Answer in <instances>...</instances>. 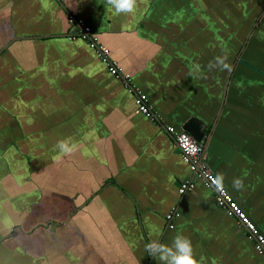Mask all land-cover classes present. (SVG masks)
<instances>
[{"label":"crops","instance_id":"1","mask_svg":"<svg viewBox=\"0 0 264 264\" xmlns=\"http://www.w3.org/2000/svg\"><path fill=\"white\" fill-rule=\"evenodd\" d=\"M70 18L133 88L71 38ZM224 55L231 71L209 70ZM191 117L208 126L205 163L264 233V0H137L128 14L107 0H0V264H160L145 245L178 234L197 264H264L212 190L179 194L192 172L174 135Z\"/></svg>","mask_w":264,"mask_h":264},{"label":"built area","instance_id":"2","mask_svg":"<svg viewBox=\"0 0 264 264\" xmlns=\"http://www.w3.org/2000/svg\"><path fill=\"white\" fill-rule=\"evenodd\" d=\"M70 22L72 25L79 28V33L71 35V38L79 37L87 41L90 48L96 52L98 59L107 68L110 75L124 82L126 87H128L127 82L129 81V76L125 74L124 69L118 62L112 59L110 50L100 45L96 39H94L92 29L86 27L83 22L75 20L74 18H70ZM136 104L140 113L153 122L158 121L156 115L149 107L148 97L141 91L136 92ZM167 131L169 133L172 132L170 129H167ZM174 143L175 148L181 153L183 161L190 165L192 172V178L181 185L179 194L184 197L186 194L193 191L196 184L199 182L212 190L215 205L224 210L230 217L237 220L239 226L245 231L248 240L254 244L256 253L264 258V233L255 222H253L239 202L230 194L224 184L222 188H216V176L205 163V148L203 145L198 143L189 133L184 131L174 135ZM180 217L181 213L176 208L168 214L167 221H169V227L171 229L175 228L173 225L174 219Z\"/></svg>","mask_w":264,"mask_h":264},{"label":"clouds","instance_id":"3","mask_svg":"<svg viewBox=\"0 0 264 264\" xmlns=\"http://www.w3.org/2000/svg\"><path fill=\"white\" fill-rule=\"evenodd\" d=\"M136 3L137 0H107V4L121 14L132 13ZM208 68L209 70L231 71V65L227 63L226 55L215 57L213 61L209 62ZM56 148L62 154H70L76 150V145H70L68 140H61L56 144ZM223 181V175L218 173L215 181L217 189L223 187ZM232 186L237 191H240L244 188V182L240 178H234ZM144 250L149 256L158 259L160 264H197L191 240L180 234L173 239L170 246L153 241L146 244Z\"/></svg>","mask_w":264,"mask_h":264},{"label":"water","instance_id":"4","mask_svg":"<svg viewBox=\"0 0 264 264\" xmlns=\"http://www.w3.org/2000/svg\"><path fill=\"white\" fill-rule=\"evenodd\" d=\"M245 63V62H244ZM119 64V63H118ZM246 64V63H245ZM120 65V64H119ZM121 66V65H120ZM250 66V65H249ZM122 67V66H121ZM123 68V67H122ZM124 69V68H123ZM127 84H128V87L129 88H133L131 85H130V83H129V81L127 82ZM228 86V85H227ZM226 94H227V91H225V96H226ZM135 101H136V99H135ZM223 104H224V102H223ZM156 118H157V120H158V117L156 116ZM182 130L184 131V132H187V133H189L193 138H194V140H196L198 143H201L202 145H203V147L204 148H206V146H207V137H206V131L208 130V126L205 124V123H203V122H201L198 118H196V117H191L188 121H186L185 123H184V125H183V127H182ZM211 135V133L209 134V136ZM207 165V164H206ZM215 174V173H214ZM215 176H217L216 174H215ZM180 190V189H179ZM228 190V189H227ZM229 191V190H228ZM231 194V193H230ZM236 200H237V198L233 195V194H231ZM238 201V200H237ZM239 202V201H238ZM240 204V203H239ZM241 205V204H240ZM242 206V205H241ZM242 208L244 209V207L242 206ZM245 210V209H244ZM246 211V210H245ZM247 212V211H246ZM248 214V213H247ZM249 215V214H248ZM249 217H250V215H249ZM251 218V217H250ZM252 219V218H251ZM253 220V219H252ZM253 222H254V220H253ZM256 224V223H255ZM258 226V225H257ZM260 228V227H259ZM261 229V228H260ZM244 231V230H243ZM261 231L263 232V230L261 229ZM244 233H245V231H244ZM245 235H246V233H245ZM246 237H247V235H246ZM248 239V238H247Z\"/></svg>","mask_w":264,"mask_h":264}]
</instances>
